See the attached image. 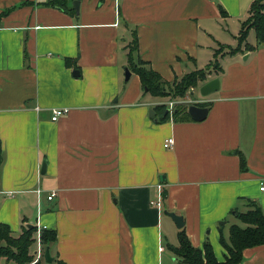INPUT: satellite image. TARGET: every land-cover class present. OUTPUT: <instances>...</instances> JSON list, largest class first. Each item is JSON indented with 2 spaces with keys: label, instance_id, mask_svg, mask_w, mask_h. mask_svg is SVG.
<instances>
[{
  "label": "crops",
  "instance_id": "obj_1",
  "mask_svg": "<svg viewBox=\"0 0 264 264\" xmlns=\"http://www.w3.org/2000/svg\"><path fill=\"white\" fill-rule=\"evenodd\" d=\"M252 1L79 0L76 12L73 0H0V223L13 235L54 229L51 253L64 264H164L180 229L167 210L223 261L220 233L244 226L237 211L248 200L264 210V44L221 53L204 80L218 78L217 90H188L208 103L201 121L160 120L164 101L124 69L134 33L167 82L205 67L216 47L236 46ZM229 216L242 224L224 229ZM238 264H264V244Z\"/></svg>",
  "mask_w": 264,
  "mask_h": 264
},
{
  "label": "trees",
  "instance_id": "obj_2",
  "mask_svg": "<svg viewBox=\"0 0 264 264\" xmlns=\"http://www.w3.org/2000/svg\"><path fill=\"white\" fill-rule=\"evenodd\" d=\"M52 3L66 9L67 0H52ZM225 11L221 9V14L225 15ZM255 35V45L247 42V35L250 30ZM237 44L235 47L221 45L227 48V53H236L243 49L245 51H253L264 44V0H253L249 7V14L245 20L241 22L240 30L236 36ZM217 52L204 68L196 69L184 74L182 77L171 82L165 81L158 72H156L149 61L142 59L137 51L136 34L134 33L132 40L127 44V67L130 71L136 73L141 82L143 92H149L156 97H166L170 94L174 97H183L185 92L195 87L198 82L206 79L207 71L211 65L216 63ZM66 63L68 60L66 59ZM209 65V66H208ZM208 66V67H207ZM200 106H208V103H195ZM155 111L159 109L164 112V105L154 106ZM174 120H193L187 113L186 104L179 105L172 114ZM169 118V114L161 115L160 120L164 121ZM0 153V164H1ZM241 169L246 168L244 156H240ZM248 209L244 212L237 211V217L244 226L231 224L229 227V235L227 240L220 233V243L226 250L223 261L217 260L213 252L210 242H204L201 248L191 244L183 227L178 231V244L171 247L174 253L180 258L183 264H238L242 260V251L247 247L264 244V210L253 200H248ZM38 231V237L35 233ZM41 243L43 249L49 247L52 262L56 264H64L61 260H57L51 253V246L56 240V231L50 228L38 229L36 226L24 227L20 234L13 235L9 226L0 223V259L5 258L7 261L12 260L16 264H51L45 260H37L34 262V254L30 251L32 244ZM44 259V257H43Z\"/></svg>",
  "mask_w": 264,
  "mask_h": 264
},
{
  "label": "water",
  "instance_id": "obj_3",
  "mask_svg": "<svg viewBox=\"0 0 264 264\" xmlns=\"http://www.w3.org/2000/svg\"><path fill=\"white\" fill-rule=\"evenodd\" d=\"M73 7L75 9V11L77 12L79 9V0H73ZM245 59V57L243 58ZM131 76V71L128 69V67H125L124 69V80L128 81V79ZM219 88V79L218 78H212L208 81H205L204 83H202L199 86V93L201 96H206L209 93L217 90ZM190 93H193V90H190ZM168 113V109H165L164 114ZM187 113L190 116L191 119L196 120V121H201L203 120L207 113H208V107L207 106H199L195 103H189L187 105ZM150 116L154 115V111L151 110L149 112ZM45 168V162H43L42 164V172L44 171ZM167 215H169L172 220L175 222L176 226L178 228L183 227L184 221H183V217L181 215L175 214L174 212L171 211H164ZM236 213V212H235ZM221 223H223V221H221ZM28 227H31L32 225H27ZM37 251H35L34 253H36ZM43 257L44 260L47 263H51L52 262V257L50 255V250L49 247H45L44 251H43Z\"/></svg>",
  "mask_w": 264,
  "mask_h": 264
},
{
  "label": "rangeland",
  "instance_id": "obj_4",
  "mask_svg": "<svg viewBox=\"0 0 264 264\" xmlns=\"http://www.w3.org/2000/svg\"><path fill=\"white\" fill-rule=\"evenodd\" d=\"M248 40L250 42H254L255 41V36H254V33L252 34V36L248 37ZM229 50L227 48H224V47H221L218 46L214 49L213 51V55L215 52H217V57L221 54V53H226L228 52ZM217 57H216V63L214 65H211L209 70L207 71L208 73L206 74V79L208 78V76L212 73V72H215L216 70H218V67H219V62L217 61ZM213 62H214V59H212ZM206 66V65H205ZM209 66V65H208ZM207 66V67H208ZM204 68V67H203ZM204 83V81H199L198 84L195 86V87H192V90H193V95L191 94V96L193 98H199L201 97L200 93H199V86ZM191 89V88H190ZM188 97V91L185 92L184 96L183 97H179V96H176L174 97V95L170 94L169 96H166V97H163L161 98L162 101H168V100H177L179 98H187ZM233 219L235 223H238V224H242L236 217H232V216H229V222L227 221L225 224H223L224 226V229L228 228V226L233 222ZM224 222V220H222ZM179 231V230H178ZM178 231L176 233V236H177V240H178ZM176 245H171V246H167V252L164 254V258H163V261H164V264H183L180 260V258L174 253L173 249L171 247H174ZM30 251L34 254V252L36 251V247H35V244H32L31 246V249ZM166 255V256H165ZM1 259H5V258H1ZM34 259H35V255H34ZM6 260V259H5ZM39 260H44L43 257H41ZM10 261L11 263L13 264H16L15 262H13L12 260H8Z\"/></svg>",
  "mask_w": 264,
  "mask_h": 264
},
{
  "label": "built area",
  "instance_id": "obj_5",
  "mask_svg": "<svg viewBox=\"0 0 264 264\" xmlns=\"http://www.w3.org/2000/svg\"><path fill=\"white\" fill-rule=\"evenodd\" d=\"M195 102H198L197 100H192V99H183V98H179L177 100H168V101H164L162 102L161 104H163L165 106L166 109H168V114L171 116L173 114V111L179 106V105H182V104H188V103H195ZM68 111V108L66 107H63V108H55V109H52V115H51V120L52 121H56L60 116L64 115L66 112ZM173 138L172 137H168L167 139H165L164 143H163V146L165 148H170L172 147L173 145ZM158 187H160V185H158ZM260 189L261 190H264V181L261 182V186H260ZM54 192H51L47 198L48 199H51L53 196H54ZM155 203L157 206L160 205V202L159 200L156 201V202H153ZM39 241V240H38ZM161 249V247H160ZM37 252L34 253L35 255V259H34V262L37 261L38 259H40L41 257H43V251L38 243V248L36 250Z\"/></svg>",
  "mask_w": 264,
  "mask_h": 264
}]
</instances>
